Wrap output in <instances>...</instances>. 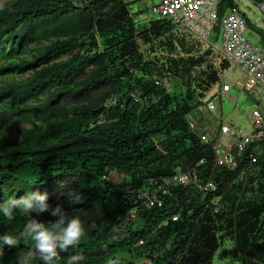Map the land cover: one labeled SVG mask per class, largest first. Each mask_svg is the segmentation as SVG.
I'll return each instance as SVG.
<instances>
[{
	"label": "trees",
	"instance_id": "trees-1",
	"mask_svg": "<svg viewBox=\"0 0 264 264\" xmlns=\"http://www.w3.org/2000/svg\"><path fill=\"white\" fill-rule=\"evenodd\" d=\"M232 7L234 0H220L218 18ZM128 13L123 0H0V203L47 192L50 211L59 205L81 219L85 236L58 249L54 264L74 255L83 257L79 264L115 257L121 264H212L227 238L239 264H264V166L257 157L263 141L229 172L214 167L210 148L186 119L229 64L215 68L209 50L197 55L198 39L170 25L156 22L136 34ZM252 29L264 47V32ZM139 40L148 42L144 55ZM112 97L118 103L106 105ZM200 159L206 163L198 167V183L212 181L213 190L176 184L159 206L136 200L151 179ZM249 167L258 180L246 193L229 179ZM215 197L224 203L218 213L210 203ZM134 207L135 217L125 220ZM50 211L17 210L12 220L0 213V236L20 237L30 218L51 227L58 217ZM120 216L124 227L108 240ZM29 250L35 251L30 238L11 248L0 244V264H20ZM29 264L44 261L37 254Z\"/></svg>",
	"mask_w": 264,
	"mask_h": 264
},
{
	"label": "built area",
	"instance_id": "built-area-1",
	"mask_svg": "<svg viewBox=\"0 0 264 264\" xmlns=\"http://www.w3.org/2000/svg\"><path fill=\"white\" fill-rule=\"evenodd\" d=\"M220 0H155L145 11L131 12L128 19L136 34L147 31L153 23L170 25L171 28L182 30L198 39L203 51H210V58L214 67L219 68L221 63H228L243 74V79L234 83L223 82L221 77L224 71H219V81L210 85L204 95L199 98V104L186 116L188 129L202 145L210 148L214 167L235 172L240 165V157L253 143L264 141V47L259 43L250 42L245 36L247 24L243 14L237 7L228 9L218 18L217 8ZM264 13V3L261 4ZM215 41H212V38ZM139 52L145 54L148 42L139 40ZM157 83V81H156ZM237 85L242 91L253 94L257 104L251 109L250 132H244L232 122H222L217 114L218 104L227 100L235 101L230 93L232 87ZM130 96L139 101V97L131 92ZM248 163L256 162V156L250 152ZM206 163L200 159L183 172L178 170L170 176L153 178L148 187L136 195V200L146 207L162 204V196L169 193L173 185H187L196 183L199 188L211 191L215 184L208 181L198 183V167ZM214 213L224 209L220 197L211 201ZM135 207L128 210L123 218L125 220L135 217ZM177 216L173 215L172 220ZM141 264H150L142 261Z\"/></svg>",
	"mask_w": 264,
	"mask_h": 264
},
{
	"label": "rangeland",
	"instance_id": "rangeland-1",
	"mask_svg": "<svg viewBox=\"0 0 264 264\" xmlns=\"http://www.w3.org/2000/svg\"><path fill=\"white\" fill-rule=\"evenodd\" d=\"M123 1L125 3H128V8L131 12L145 11L147 7L150 6L151 3L155 2V0H123ZM234 1L239 12L243 14L245 17V21L248 27L245 32V36L250 42L259 44L260 38L257 35V33H255V29L252 28L254 27L264 32V13L262 12L260 3L255 2L253 0H234ZM211 40L215 41V38L213 37ZM196 44H197L196 52L198 53L197 55H199L201 51H203L202 43L197 40ZM60 58H64V56ZM197 70H198L197 68L194 69V71ZM242 79H243V75L237 70L236 67L224 70L223 75L221 77V80L223 82H230V83H234ZM171 81L166 79L164 83L168 88L172 87V90H174L176 87H173L172 84L175 82L172 83ZM230 93L235 97V101L230 102L225 100L222 102V104H218L217 114L222 115V120L232 121V123L236 124V126L240 128L242 131L250 132L251 130L250 120L252 119L250 115V111L257 104L255 96L249 92L243 90L241 91L237 85H234L232 87ZM118 101H119L118 97H112L107 102L106 105L109 106L114 105L115 103H118ZM235 106H237L236 109L234 108ZM260 147L261 149L257 157L258 160L261 162V165L264 166V163L261 160V157L264 156V141L262 142ZM110 177L112 181L119 180L118 179L119 176L117 175L116 172H112ZM256 180L258 179H257L256 171L253 169V167L241 169L238 173H235L229 179L230 183L240 184L241 182L243 184V188L246 193H249L248 192L249 187L252 184H254ZM238 195L240 196V190ZM123 221L124 219L121 218V216L117 217L116 225L114 227L112 226L113 228L109 230V234H106L108 240L111 238L110 236L116 233V230L121 231L123 229L124 227ZM234 248H235L234 241L231 238H227L222 241L219 249L215 252L214 257H219L222 264H239L238 258L231 254ZM222 250H227L230 254H228L227 256H221ZM214 257L212 260V264H216Z\"/></svg>",
	"mask_w": 264,
	"mask_h": 264
},
{
	"label": "clouds",
	"instance_id": "clouds-1",
	"mask_svg": "<svg viewBox=\"0 0 264 264\" xmlns=\"http://www.w3.org/2000/svg\"><path fill=\"white\" fill-rule=\"evenodd\" d=\"M49 195L47 192L43 194L39 192L28 193L23 197L8 198L3 203H0V213L8 220L14 218V212L19 210L24 213H33L40 215L50 211L48 204ZM50 214L58 217L51 227L45 223L39 222L37 219H29L20 233V237L5 233L0 236V244L8 246H18L20 238H30L34 241L35 251L29 250L22 258L20 264H29L37 254L44 264H54V261L60 258L59 251H67L70 247L78 245L80 240L85 236L86 228L79 217H68L65 212L57 205L51 209ZM95 228V224L89 225L88 229ZM117 237H113L116 239ZM83 257L79 255L70 256L68 264H79ZM216 264H222L219 257H214ZM107 264H121L119 257L111 258Z\"/></svg>",
	"mask_w": 264,
	"mask_h": 264
},
{
	"label": "crops",
	"instance_id": "crops-1",
	"mask_svg": "<svg viewBox=\"0 0 264 264\" xmlns=\"http://www.w3.org/2000/svg\"><path fill=\"white\" fill-rule=\"evenodd\" d=\"M233 67H235V66H233V65H229V67H228V69L229 68H233ZM240 73H241V71H240ZM242 74V73H241ZM243 75V74H242ZM235 109L237 108V106H235L234 107ZM240 114H241V112H240ZM220 116L222 117V115L220 114ZM222 122H226L227 120H221ZM227 122H232V121H227ZM236 125V124H235Z\"/></svg>",
	"mask_w": 264,
	"mask_h": 264
},
{
	"label": "water",
	"instance_id": "water-1",
	"mask_svg": "<svg viewBox=\"0 0 264 264\" xmlns=\"http://www.w3.org/2000/svg\"><path fill=\"white\" fill-rule=\"evenodd\" d=\"M186 166L181 167L180 171L183 172L185 170Z\"/></svg>",
	"mask_w": 264,
	"mask_h": 264
}]
</instances>
